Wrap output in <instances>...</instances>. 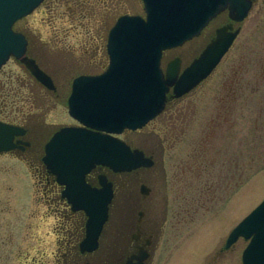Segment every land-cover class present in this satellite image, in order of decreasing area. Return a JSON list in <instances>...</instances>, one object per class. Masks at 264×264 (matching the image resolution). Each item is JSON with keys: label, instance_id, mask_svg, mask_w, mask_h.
<instances>
[{"label": "rangeland", "instance_id": "1", "mask_svg": "<svg viewBox=\"0 0 264 264\" xmlns=\"http://www.w3.org/2000/svg\"><path fill=\"white\" fill-rule=\"evenodd\" d=\"M123 15L143 16L142 0H45L14 26L29 37V57L53 79L54 90L43 88L15 59L0 72V119L30 118L27 140L32 144L27 160L0 155V264H65L63 254L72 264L77 256L63 248L71 232L82 237L83 227L75 235V224L83 225L84 219L73 214L68 219L57 200L59 189L46 183L39 160L52 134L73 123L66 101L73 79L107 67V37ZM222 19L210 23L207 34ZM233 28H240L239 35L212 76L143 130L128 133V142L154 166L110 175L116 183L110 221L99 250L85 256L84 264H123L132 253L126 245L128 215L141 211L160 223L166 200L167 224L160 227L161 247L152 264H242L247 242L225 246L231 230L264 199V0H253L248 17ZM203 38L171 56L185 63ZM211 145L217 153L227 152L228 187L198 182L202 165L193 154ZM218 163L221 167L223 160ZM212 171L222 176V167ZM142 183L154 190L156 200L135 202Z\"/></svg>", "mask_w": 264, "mask_h": 264}, {"label": "water", "instance_id": "2", "mask_svg": "<svg viewBox=\"0 0 264 264\" xmlns=\"http://www.w3.org/2000/svg\"><path fill=\"white\" fill-rule=\"evenodd\" d=\"M44 0H0V69L14 57L21 60L35 78L49 89L52 79L26 56L28 41L15 32V22L31 14ZM146 17L123 16L111 29L107 50L108 69L99 76H82L72 86L70 115L84 127H63L46 146L44 162L67 186L74 210L88 216L84 252L97 247L98 237L108 219L113 199L112 185L100 178V188L87 183V174L97 165L124 173L150 164L142 152L107 133L125 128H142L165 108L167 93L174 86L179 97L203 81L228 51L239 30L232 26L218 31L217 38L181 77L178 66L161 68L163 51L199 35L217 15L230 12L242 22L250 12L252 0H143ZM22 134L16 126L0 122V152L16 146ZM251 239L244 252V264H264V201L230 234L228 245L240 237Z\"/></svg>", "mask_w": 264, "mask_h": 264}, {"label": "flooded vegetation", "instance_id": "3", "mask_svg": "<svg viewBox=\"0 0 264 264\" xmlns=\"http://www.w3.org/2000/svg\"><path fill=\"white\" fill-rule=\"evenodd\" d=\"M221 18H223V19L220 21V23L214 29H212L213 32L210 31V33L207 34L208 28H211L210 27L211 24L213 25L216 21H218ZM210 23H209L210 25L208 24L209 26H207L202 31V33L198 36V37H201V36L204 37L202 45L199 48H196L193 52H191L189 54L190 56H189V58H186L185 63H183V61H182L183 59L180 56H171L170 53L172 51H174V50L182 48L183 46H185L186 44L190 43L191 41H193L194 39H196L198 37H195L194 39H192L191 41L185 43L182 46H178V47H175L173 49H170V50H167V51L164 52L163 59H162V68H163V71H164L165 74L167 73L168 68H170L171 66H178L179 67L178 68V74L180 76L196 59L199 58V56L201 55L203 50L208 45H210L213 42L214 39H216L217 33H218V31L221 28L229 27L230 25L238 24V23H234L232 21V19L230 18L229 11H227V10L222 12L220 15H218ZM207 35H208V37H207ZM207 39H209V40H207ZM233 46H234V44L229 49L228 53L231 51ZM227 54L223 57L222 61L227 56ZM222 61L219 63V65L222 63ZM218 66L214 69V71L218 68ZM213 72L199 86H197L192 91H190L188 94H186V95H184L182 97H176L175 93H174V88H172L170 90V92L168 93V101H167L165 110L156 119H159V117H161L162 115L166 114V112H167L166 109L169 107V104H174L175 102L180 101L181 99H184L188 95L192 94L195 90H197L198 87H200L206 80H208L212 76ZM29 119L30 118H26L25 117V118H22V120H20V122H19V120H15V119H13V121H11V120H7V118H1V120L4 121V122H9L11 124H14V125H17V126L21 127L22 130H23V132H22L23 134H20L19 136H16V138L14 140L15 144H16L15 148H13L12 150H10L8 152L0 153V155H12L13 157H16V158H19V159H24V160L28 159L27 154H28L29 150L32 147L31 142L27 140V134H28L27 123H28ZM73 123L69 124V125L80 126L77 122H73ZM133 132H137V131L125 130L119 137L122 138L125 142H127L133 148H136L133 145H131L128 142V140L126 139V138H128V133H133ZM202 138L205 139V140L207 139L204 136H202ZM226 138H227L226 136L223 137L224 140ZM49 139H48V141H49ZM46 143H45V145H46ZM45 145L43 147V155L41 156V158L39 160V163L41 164L40 167L42 169L41 175L46 180V183L48 185L52 186L54 191L55 190L57 191L59 189V194H58L57 200L59 201V204L61 205L62 211L64 213H66V216L68 217V219H69L70 214H73V215H76V216L80 215L84 219V224L83 225H82V223L81 224L79 223V225L75 224V227L77 229L75 235H79L78 234L79 226L83 227L82 230H83L84 234L82 233V237L80 239L78 237L74 238V237H72L73 234L71 232L70 235H69V236H71V238L70 239H68V238L66 239V243L65 244L67 246H66V248H63V249H64V251L67 254H68L70 248L75 250L77 256H75V258L73 259L74 262L72 264H84L83 260L85 259V256H87L90 253H94L97 250H99L100 245H101V240L99 238L98 248L95 251L89 252V253H85V252L81 251V247L80 246H81V243L83 242V240L85 239V234H86V222H87L86 214L83 211H74L72 209L71 205L69 204L67 196L64 194L65 186L60 185L57 182L56 177L49 171L47 166L44 164L43 156L45 154ZM205 147H206V149H204ZM205 147L204 146L201 147V150L199 152H198L199 149H196L195 153L193 154L197 158L196 160L200 161V163H199L200 165L199 166L202 165V167H203V165L205 164L203 168L201 167L202 174H201V178L198 179V182L203 181L207 185L210 180H214V181H216V186L220 187V186L227 185V187H228V184H229L228 183V174H226L225 171L223 170L224 169L223 167H224L225 163H227V157H228L227 152L224 154V151L220 149L219 152L217 153V149L213 145H211L210 147H207V146H205ZM138 149H140V148H138ZM141 151H143V150H141ZM144 154L146 155L145 152H144ZM146 157H148V158H150L152 160L151 166H149V167H141L139 169H136V170L131 171V172H126V173H115L112 170L108 169L107 167L96 166V168L93 169L87 175V182L92 187H100V178H101V176H105L108 179V181L113 185L114 197H113L112 203L110 204L108 221H110L111 210H112V206L114 204V200H115V196H116V183L110 177V175L132 174V173H135V172L142 171V170L149 169V168L153 167L154 166V160L151 157L147 156V155H146ZM219 159L223 160V163H222V166H221L222 167V176L220 175V171L221 170L216 175H214V172L212 171V167H216V168H220L221 169V167H220V165L218 163ZM203 162H205V163H203ZM162 171H163V176L165 177L164 165L162 167ZM223 177L225 178L224 180H223ZM236 185H238V184H236ZM152 190H153L152 188H150L146 184L142 183L139 186V191H140L139 193L140 194L136 195V196L140 197V201L135 200V202L136 203L137 202H139V203L142 202L143 203V201L145 199L147 200V198H148V201H149V199H151V201H153V199L156 200V194L153 193L154 190L153 191ZM183 198H184V202L186 201L187 205L190 206L192 201L189 200L188 198H186L184 195H183ZM132 202H133V200H132ZM178 213L180 214L179 211H178ZM168 214H169V207H168V201L166 200V206L164 208L163 214H161L162 215V217H161L162 220L160 221V223H158V219H155V218L146 219L145 213L141 212V211L137 213V216L128 215V217H130V219H128V223H127L128 224L127 227L129 229V231L127 230V232H129V233H128V242H127L126 245L128 246L129 249L132 250V253L129 254L128 257H126V259H125L123 264H152L154 262L155 254H156L157 250H159L160 247H161V245H160V238H161L160 227H163V226H165L167 224V222H166L167 220L166 219L168 218ZM108 221L106 222V224L108 223ZM106 224H105V226H106ZM105 226H104V228H105ZM130 228L134 229V231L131 232ZM103 232H104V229H103ZM103 232H102V234H103ZM102 234H101V236H102ZM75 245H78V248H76ZM65 256L66 255L63 254L61 256V259L62 258L65 259V264H68Z\"/></svg>", "mask_w": 264, "mask_h": 264}, {"label": "trees", "instance_id": "4", "mask_svg": "<svg viewBox=\"0 0 264 264\" xmlns=\"http://www.w3.org/2000/svg\"><path fill=\"white\" fill-rule=\"evenodd\" d=\"M202 208H204V207H202Z\"/></svg>", "mask_w": 264, "mask_h": 264}]
</instances>
